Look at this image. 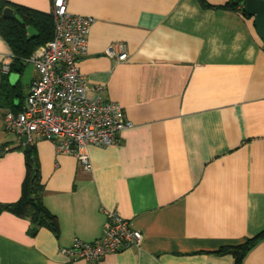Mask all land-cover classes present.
Here are the masks:
<instances>
[{"label": "crops", "instance_id": "0c3cea01", "mask_svg": "<svg viewBox=\"0 0 264 264\" xmlns=\"http://www.w3.org/2000/svg\"><path fill=\"white\" fill-rule=\"evenodd\" d=\"M5 1L50 14L51 0ZM67 8L94 18L77 61L86 97L119 102L132 125L114 144L87 147L90 169L33 138L42 202L58 232L32 234L28 217L1 210L0 264H233L219 250L264 230V42L254 17L200 0H68ZM115 42L125 45L123 61L105 54ZM12 57L0 34V87ZM29 58L7 77L21 107L37 77ZM6 111L13 110L0 108V204L19 200L27 173L21 138L4 128ZM109 210L142 233L139 247L98 261L59 253L75 237L100 238ZM241 264H264V238Z\"/></svg>", "mask_w": 264, "mask_h": 264}, {"label": "built area", "instance_id": "2783aa9c", "mask_svg": "<svg viewBox=\"0 0 264 264\" xmlns=\"http://www.w3.org/2000/svg\"><path fill=\"white\" fill-rule=\"evenodd\" d=\"M67 5L68 0H51L52 38L29 58L37 77L30 83L24 105L16 112L6 111L3 121L5 130L18 138L25 136L29 144L35 136L50 140L57 153L73 155L90 169L87 147L114 144L118 133L132 123L119 102L86 97L87 80L77 61L86 51L94 18L71 13ZM105 54L116 62L127 58L120 42L110 44ZM1 70L7 73L9 65L3 63ZM142 239L138 229L109 210L100 238L85 242L75 237L58 251L71 261H98L108 253L137 248Z\"/></svg>", "mask_w": 264, "mask_h": 264}, {"label": "trees", "instance_id": "16d2710c", "mask_svg": "<svg viewBox=\"0 0 264 264\" xmlns=\"http://www.w3.org/2000/svg\"><path fill=\"white\" fill-rule=\"evenodd\" d=\"M246 0H227L224 5L214 6L204 0H200L203 8H223L235 10L243 16L252 17L245 10ZM9 7L13 10L10 18L2 17V10ZM33 31L29 33V31ZM0 34L5 39L13 54L9 64V71L2 75L4 82L0 89V108L13 110L16 112L21 108V93L18 84L10 85L7 77L11 72L20 73L24 67V59L30 57L32 52L39 45H44L52 38L53 20L50 14H44L27 7L11 4L5 0H0ZM18 99V105L15 100ZM21 146V145H20ZM26 152L27 173L22 185V193L19 200L10 204H0L1 210H9L18 216L28 217L33 223L30 232L33 234L39 227H46L54 234L58 232L56 217L42 202L43 185L40 182L38 166L33 157V147L30 146ZM264 238V230L254 237L247 238L237 244H229L222 247L219 252L230 253L233 257V264H241L245 254L261 239Z\"/></svg>", "mask_w": 264, "mask_h": 264}, {"label": "water", "instance_id": "95a60500", "mask_svg": "<svg viewBox=\"0 0 264 264\" xmlns=\"http://www.w3.org/2000/svg\"><path fill=\"white\" fill-rule=\"evenodd\" d=\"M245 10L247 13L254 17V26L257 35L264 42V0H246L245 1ZM13 15V10L9 7H5L2 10L3 18H10ZM11 76H14L12 74ZM10 85H14L13 82H10ZM21 140L26 150L30 149V145L26 142V137L22 136Z\"/></svg>", "mask_w": 264, "mask_h": 264}, {"label": "rangeland", "instance_id": "374dc122", "mask_svg": "<svg viewBox=\"0 0 264 264\" xmlns=\"http://www.w3.org/2000/svg\"><path fill=\"white\" fill-rule=\"evenodd\" d=\"M29 68H30V67H27V70H25V71H26L25 76H26V74H27ZM25 76H24V77H25Z\"/></svg>", "mask_w": 264, "mask_h": 264}]
</instances>
